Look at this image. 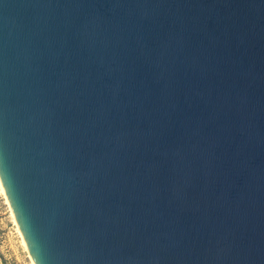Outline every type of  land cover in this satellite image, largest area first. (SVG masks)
<instances>
[{
  "label": "water",
  "instance_id": "obj_1",
  "mask_svg": "<svg viewBox=\"0 0 264 264\" xmlns=\"http://www.w3.org/2000/svg\"><path fill=\"white\" fill-rule=\"evenodd\" d=\"M0 180L35 264H264V0H0Z\"/></svg>",
  "mask_w": 264,
  "mask_h": 264
},
{
  "label": "rangeland",
  "instance_id": "obj_2",
  "mask_svg": "<svg viewBox=\"0 0 264 264\" xmlns=\"http://www.w3.org/2000/svg\"><path fill=\"white\" fill-rule=\"evenodd\" d=\"M0 264H32L0 191Z\"/></svg>",
  "mask_w": 264,
  "mask_h": 264
},
{
  "label": "bare ground",
  "instance_id": "obj_3",
  "mask_svg": "<svg viewBox=\"0 0 264 264\" xmlns=\"http://www.w3.org/2000/svg\"><path fill=\"white\" fill-rule=\"evenodd\" d=\"M0 191H1V193L3 194V197H4V199H5V202H6L7 205H8V208H9V210H10V214H11L12 220H13V222H14V224H15V226H16V229H17V231H18V233H19V236H20V238H21V243H22V245L24 246V249L26 250V252H27V254H28V257L30 258L31 263H32V264H35L34 261H33V259H32V257H31V254H30V252H29V249H28V247H27V245H26V242H25V240H24V238H23V235H22V233H21V231H20V229H19L18 223H17V221H16V218H15V216H14V213H13V211H12V208H11V206H10V204H9V201H8V199H7V196H6V194H5V191H4L3 185H2V183H1V180H0Z\"/></svg>",
  "mask_w": 264,
  "mask_h": 264
}]
</instances>
